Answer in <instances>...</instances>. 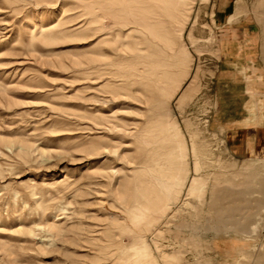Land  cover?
<instances>
[{"label": "rangeland", "instance_id": "1", "mask_svg": "<svg viewBox=\"0 0 264 264\" xmlns=\"http://www.w3.org/2000/svg\"><path fill=\"white\" fill-rule=\"evenodd\" d=\"M215 1L0 0V264H137L143 247L152 264H251L263 251L264 160L234 159L212 124ZM249 2L264 33V0ZM172 178L164 212L137 221ZM224 190L243 191L255 233L215 226Z\"/></svg>", "mask_w": 264, "mask_h": 264}, {"label": "crops", "instance_id": "2", "mask_svg": "<svg viewBox=\"0 0 264 264\" xmlns=\"http://www.w3.org/2000/svg\"><path fill=\"white\" fill-rule=\"evenodd\" d=\"M214 3L219 59L215 74L219 95L212 124L224 136L234 159L264 158V33L244 1ZM258 112V113H257Z\"/></svg>", "mask_w": 264, "mask_h": 264}, {"label": "bare ground", "instance_id": "3", "mask_svg": "<svg viewBox=\"0 0 264 264\" xmlns=\"http://www.w3.org/2000/svg\"><path fill=\"white\" fill-rule=\"evenodd\" d=\"M159 115L161 116L162 114L159 113ZM163 115L166 116L167 114L164 113ZM163 133L165 134L164 129H163ZM251 159L252 161L255 159H257L258 161L261 160V162L262 160H264L263 157L258 155ZM262 165L264 164L262 163ZM259 166L260 165H258V167ZM257 184L259 185V190L256 191L255 193L261 195V198L258 200H254V203L259 208L264 209V177L259 178ZM179 186L180 184L176 182L174 178H172V181L167 183V185L165 186V195L154 198L152 202H150L149 205L144 208L143 212L140 214L138 218H136V220L141 222L145 226L148 227L151 226L155 221L154 216L164 212L166 199L174 196L178 191ZM195 188L196 187L192 189L195 190ZM243 195H244L243 191L233 192L229 190L219 191L216 194H214V202L212 205V207L214 208L213 210L215 212L214 223L217 224L215 226L219 227V231H224V232L231 231L239 235L249 234L250 232L255 233V231L257 230V225L256 226L252 225L249 222L251 216L242 214V209H241L242 207L238 206V203L240 204L244 201L242 200ZM223 200H227L228 203L227 204L221 203ZM135 255L137 258L136 259L137 264H152L150 253L146 247L136 250ZM251 264H264V249L252 261Z\"/></svg>", "mask_w": 264, "mask_h": 264}]
</instances>
